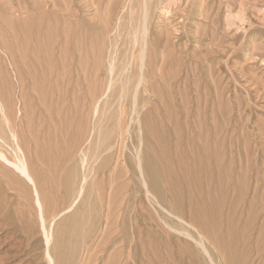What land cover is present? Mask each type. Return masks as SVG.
Here are the masks:
<instances>
[{"label":"rangeland","instance_id":"1","mask_svg":"<svg viewBox=\"0 0 264 264\" xmlns=\"http://www.w3.org/2000/svg\"><path fill=\"white\" fill-rule=\"evenodd\" d=\"M15 144L0 264H264V0H0Z\"/></svg>","mask_w":264,"mask_h":264},{"label":"bare ground","instance_id":"2","mask_svg":"<svg viewBox=\"0 0 264 264\" xmlns=\"http://www.w3.org/2000/svg\"><path fill=\"white\" fill-rule=\"evenodd\" d=\"M146 1V0H145ZM259 1V0H258ZM241 3L243 2V1H240ZM150 3V2H149ZM158 3V2H157ZM253 3V2H252ZM254 3H256V2H254ZM141 4H143V3H141ZM146 4V3H145ZM148 4V3H147ZM154 4V3H153ZM261 5V4H260ZM259 5V6H260ZM146 6V5H145ZM257 6V5H256ZM161 7V6H160ZM168 7V6H167ZM249 7V6H248ZM157 8V7H156ZM142 9H143V5H142ZM169 9V8H168ZM255 9V8H254ZM145 11V16H146V11H150V9H149V7H147L146 9H144ZM161 10H163V9H161ZM160 10V11H161ZM166 10V9H165ZM170 10V9H169ZM143 11V10H142ZM167 11V10H166ZM255 11V10H254ZM155 12V11H154ZM162 12H164V11H162ZM162 12H160V13H162ZM143 13V12H142ZM166 13V12H165ZM150 14V13H149ZM149 14H147V16H149ZM163 14V13H162ZM161 14V15H162ZM168 14V13H167ZM160 15V14H159ZM169 15V14H168ZM165 16V15H164ZM146 18V17H145ZM167 18V17H166ZM149 19V18H148ZM147 19V20H148ZM157 20V19H156ZM142 24H143V20H142ZM148 25H149V23H148ZM142 26V25H141ZM145 27H146V24H145ZM149 28V27H148ZM143 29V34H145V32H146V28H142ZM149 31H150V29H149ZM145 36V35H144ZM144 39V38H143ZM145 41V40H144ZM139 42H140V40H139ZM144 43V45H142V47H144L142 50H141V53H142V55H141V57H140V60L143 62V56H144V54H145V47H147V43H145V42H143ZM142 44V43H141ZM135 45V44H134ZM139 47H141V46H139ZM145 63V62H144ZM140 66V65H139ZM136 67V66H135ZM146 67V66H145ZM139 70V69H138ZM139 73V72H138ZM142 77V76H141ZM142 80V79H141ZM143 81V80H142ZM141 81V82H142ZM145 82V81H144ZM138 83V82H137ZM142 86V85H141ZM136 87H138V86H136ZM136 89V88H135ZM147 90V89H146ZM136 92H137V90H136ZM134 93V92H133ZM136 95V94H135ZM138 95V94H137ZM17 135V134H16ZM12 137L14 138L15 136H14V133H13V135H12ZM12 138V139H13ZM16 139V138H15ZM13 141V140H12ZM16 141V140H15ZM17 142V141H16ZM18 143V142H17ZM14 147H15V151L14 152H16L15 153V157H14V160L13 161H10L9 160V158H6L2 153H1V151H0V159L1 160H3V161H5V162H8L9 164H11L13 167H14V169H16L17 171H18V173L21 175V176H23L26 180H28L34 187H35V184H34V181H33V179H32V177L30 176V172H28V168H27V163H25L26 161H24V158L22 157V155H21V151L20 150H22V149H20L19 147H21L20 145L18 146L17 144H15L14 145ZM23 153V152H22ZM10 156V155H9ZM24 156V155H23ZM10 158H12V157H10ZM27 164V165H26ZM142 166V165H141ZM141 166H138V169H139V171H140V174L142 175V177L144 178V170H143V168L141 167ZM145 179H143V183L145 184V181H144ZM36 189V188H35ZM36 196H37V206H38V208H39V212H40V215H41V218L43 217V215H42V207H41V203H40V201H39V197H38V194H37V191H36ZM44 220V219H43ZM42 220V221H43ZM44 231H46V230H44ZM49 233V232H48ZM47 234V233H46ZM45 238H46V242L47 241H49V238H48V234L47 235H45ZM51 248V247H50ZM47 250V249H46ZM47 259H46V261H47V264H54V261H53V258H52V254L49 252V250L47 251Z\"/></svg>","mask_w":264,"mask_h":264}]
</instances>
